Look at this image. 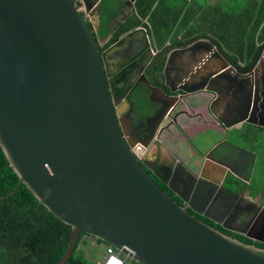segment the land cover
<instances>
[{
  "label": "water",
  "instance_id": "1",
  "mask_svg": "<svg viewBox=\"0 0 264 264\" xmlns=\"http://www.w3.org/2000/svg\"><path fill=\"white\" fill-rule=\"evenodd\" d=\"M180 49L170 57L197 49L209 61L219 58L225 68L214 71L200 90L228 95L239 73L234 75L211 38ZM106 62L107 52L99 55L72 0H0V148L18 186H27L39 204L70 227L58 264L66 263L81 234L139 264H264V249L188 212L264 244V207L245 205L241 194L222 198L224 176L202 173L196 180L160 141L137 157L120 125L114 74ZM251 97L250 89L232 93L237 122H249Z\"/></svg>",
  "mask_w": 264,
  "mask_h": 264
},
{
  "label": "flooded vegetation",
  "instance_id": "2",
  "mask_svg": "<svg viewBox=\"0 0 264 264\" xmlns=\"http://www.w3.org/2000/svg\"><path fill=\"white\" fill-rule=\"evenodd\" d=\"M102 1L89 0L87 4L83 0L73 1L93 36L103 30V11L100 6ZM137 1L134 4L131 0L123 1L116 14L107 21L111 35L104 43H95L96 48L104 46L123 23L136 15ZM228 9L231 16V9L229 7ZM123 18H126L124 22L116 26V22ZM140 20L141 25L123 32L103 51L97 48L100 56L107 52L106 63L110 65V71L114 74L113 86L119 101L117 109L120 114V125L129 143L133 145V153L141 157L147 153L155 141H160L196 180L202 173L211 178L224 176L222 198L232 199L234 195L241 194L247 199L245 205L251 207L253 205L249 203H253L264 207V192L259 191L258 195L252 196L251 185L253 183H249L248 180L252 175L260 177L264 172V44L256 56L253 53L250 57L246 56L249 62L241 67L233 61L232 57L223 53L230 65L235 68L234 75L236 73L239 75L228 91V95L216 97L209 91L200 90V87H204L202 82L213 73L210 72L211 66H209L208 59L201 64H198L201 59L197 60L194 65L197 67L196 70L189 75L187 73L188 64L176 67L173 59L177 54L170 57L172 51L181 50L180 48L194 41L205 38L213 40L210 32L192 26L193 30L189 34L193 33L194 29H198L197 34L185 36V38L178 36L177 41L181 43H172L170 37L176 30L172 29L167 41L160 45L152 36V28L147 20L145 18ZM139 27L144 28V33L138 32L131 37L132 39L129 37L126 41L123 40ZM263 27L264 24H260L258 28ZM251 28L253 27L250 26ZM186 39H189V42H186ZM109 48H111L110 51H108ZM112 52L113 56H111ZM168 57H170L168 69L164 75L163 71ZM161 58L165 61L162 70L158 73L156 68ZM220 67L223 69L225 65L222 64ZM172 71H175L177 77L170 75ZM247 89H250L252 93L251 108L247 117L249 122H237L240 118L239 113L233 116L229 114L231 95L237 90L245 92ZM182 90H192V92L186 96ZM221 101L225 108L224 112L227 113L220 115L224 119L223 123L218 121L219 116L214 112V106ZM236 108L239 106L237 105ZM213 121L229 141L222 136L220 142L215 143L217 131L214 130ZM234 121L233 126H228ZM191 123L200 124L203 128L186 131L185 128ZM246 130L251 131L253 137H247ZM188 131L198 136L199 140L203 139L199 144L202 149H199L198 145L193 146L191 142L193 149L190 148V150L195 152L193 154L186 147ZM232 142L238 145L235 146ZM239 142L240 144L247 142L249 151L242 150ZM147 172L154 178L149 171ZM98 246L101 249L107 247L105 243H100Z\"/></svg>",
  "mask_w": 264,
  "mask_h": 264
},
{
  "label": "trees",
  "instance_id": "3",
  "mask_svg": "<svg viewBox=\"0 0 264 264\" xmlns=\"http://www.w3.org/2000/svg\"><path fill=\"white\" fill-rule=\"evenodd\" d=\"M209 2L210 0H138L137 10L139 16L134 15L129 18L120 26L118 31L112 35L104 46H97V48L99 51H103L115 42L123 32L141 25L142 22L140 17L147 20L152 28V36L162 45L167 41V38L172 32L173 26L168 21L173 23L181 18L179 25H181L180 30L182 31L183 28L187 27L190 22L195 19L197 14L203 18H207L209 26L213 28L214 33L218 35L219 39L227 48H231L234 46V38L226 34L221 35L217 33L219 19L225 15L228 8L227 6L223 7L224 4L220 2L215 6H210ZM119 4H122V0H115V2L103 0L101 2L100 6L103 11V30L94 35L95 43H99L109 35L110 32L108 31L107 21L115 15L116 5ZM171 4L173 7H171ZM257 6L259 7V18L255 26L259 27L260 24L264 23V0L258 1L255 7H250L248 13H253L255 8L257 9ZM153 7L155 8L154 11L151 10ZM262 29L264 32V27ZM180 30L178 29L177 32L173 33L170 37L172 38V43H181L177 41V35L180 33ZM186 42H189V39H186ZM214 42L218 49L224 53L217 45V42ZM252 45L253 43L247 44V46ZM252 53L255 56L258 53L254 45L247 49L246 56L250 57ZM164 61L165 60L161 58L158 62L159 64L156 68L158 73L162 70ZM246 131L247 137H253L251 131ZM153 179L164 192L177 202L178 205H182V202L175 197L166 186L155 178ZM18 184L19 178L10 167L0 148V264H58L66 250L70 238V227L62 223L49 213L44 206L39 204L27 186L23 184L18 186ZM17 186L18 188L13 192ZM251 189V195L256 196L259 191H264V183H259L257 185L252 184ZM188 212L231 238L237 239L244 244L254 245L257 248L264 249V244L254 242L242 235L226 231L219 225L192 213L190 210H188ZM86 238L89 237L83 234L79 236L76 246L65 264H94L85 257L80 247L81 243L86 245ZM91 239L95 241L97 246L102 243L97 239ZM106 246L109 245L106 244ZM131 264L139 263L131 261Z\"/></svg>",
  "mask_w": 264,
  "mask_h": 264
},
{
  "label": "crops",
  "instance_id": "4",
  "mask_svg": "<svg viewBox=\"0 0 264 264\" xmlns=\"http://www.w3.org/2000/svg\"><path fill=\"white\" fill-rule=\"evenodd\" d=\"M124 0H122L123 3ZM189 1V0H187ZM258 1L260 2V0H210L209 5L210 6H215L218 2L224 4L223 7L227 6V8L229 7L231 9V16L229 15L230 11L229 9H227L225 15L223 17H221L219 19V25L217 28V33L221 34V35H229L232 36L235 40L234 42V46H232L231 48H227L223 42L219 39L218 35H216L214 33V30L212 27L209 26V22L207 18H203L201 17L199 14H197L195 16V19L190 22V24L183 28V30H180V26L179 25V21L181 18H179L177 20V22H170V24L173 26L172 29H176L174 31L177 32V30H180V33L177 35L178 36H191L193 34H197V32L200 30H206L209 31L213 40L217 42V45L219 46V48L230 58L232 57L234 62L236 64H238V66H243L244 64L246 65L249 61L245 58L246 57V51L247 49H249L250 47H255L256 50L260 51L263 48V44H264V32L262 28H258L255 26V23L257 22L259 16H258V12H259V7L257 6V9L255 8V11L253 13H248V9L250 7H255L256 3L258 4ZM111 2H115V0H111ZM122 4L116 5V10H115V14L117 12V9L119 6H121ZM156 6V5H155ZM171 7L172 4H171ZM94 9V8H92ZM264 24V23H263ZM195 26L198 29H194L195 31L191 34H189L191 32V30H193V27ZM250 26H252L253 28L250 29ZM109 28V27H108ZM108 31L110 32V29H108ZM255 31V32H253ZM112 32L109 33V35H111ZM108 35V36H109ZM108 36H106L104 39H102L100 41V43H104ZM249 43H253L252 46H247V44ZM260 43V44H259ZM259 44V45H258ZM263 45V46H262ZM262 46V47H261ZM179 49H175V51H177ZM177 54V55H175ZM175 58L173 59V63L174 66H185V65H189V69L187 70V73L189 75H192L193 72L196 70L197 67H194L195 63L197 62V60L201 59L200 62L198 64L203 63L204 60H207V56L205 58H202L204 56H199L197 54V49H194L192 52H175ZM111 56H113V52L111 53ZM138 62V61H137ZM209 62V66H211L210 68V72H214L217 69L220 68V65H222V62L219 58H214L211 59ZM233 62V63H234ZM234 63V64H235ZM204 74V73H203ZM170 75L177 77L175 75V71L171 72ZM233 100V99H232ZM235 101V99H234ZM230 106V113L232 116V112L233 111V107H236L237 104L234 103L232 101L231 104V100L229 103ZM229 109V108H228ZM223 105V101H221L218 105L214 106V112L217 116L222 117L223 115L227 114ZM232 111V112H231ZM222 115V116H220ZM223 118V117H222ZM229 119V118H228ZM214 122V130L217 131L216 132V138H215V143L220 142L221 138H222V133L220 132V129H218L217 125ZM203 126L200 124H190L188 127L185 128V130L187 131V129L189 130H194V129H202ZM224 137V136H223ZM226 141L227 140V136L224 137ZM233 145H238L235 142H232ZM240 148L243 150L245 149L246 151H249V148L247 147V142H239ZM253 149V148H251ZM263 163H264V159H263ZM249 183H253V184H259V183H264V177L260 176V177H254L253 175L251 177L248 178ZM264 192V191H262Z\"/></svg>",
  "mask_w": 264,
  "mask_h": 264
},
{
  "label": "rangeland",
  "instance_id": "5",
  "mask_svg": "<svg viewBox=\"0 0 264 264\" xmlns=\"http://www.w3.org/2000/svg\"><path fill=\"white\" fill-rule=\"evenodd\" d=\"M183 141V139H181ZM203 139L199 140V137L196 135L191 134L190 131L187 132V148L190 151L191 154L195 153L193 150V152L190 150L193 149V146H197L199 149H202V146H200L199 144L202 142ZM192 142V145H191ZM189 146V147H188ZM262 176L264 177V172L262 174ZM86 245L84 244H80V247L82 248L85 257L92 261L94 264H100L101 262V258L103 256L104 253V249H101L99 246L96 245L95 241L92 240L91 238H86ZM96 248V249H95ZM98 248V249H97ZM95 252V253H94Z\"/></svg>",
  "mask_w": 264,
  "mask_h": 264
},
{
  "label": "built area",
  "instance_id": "6",
  "mask_svg": "<svg viewBox=\"0 0 264 264\" xmlns=\"http://www.w3.org/2000/svg\"><path fill=\"white\" fill-rule=\"evenodd\" d=\"M131 261L130 258L122 256L112 246H107L104 249L100 264H131Z\"/></svg>",
  "mask_w": 264,
  "mask_h": 264
}]
</instances>
